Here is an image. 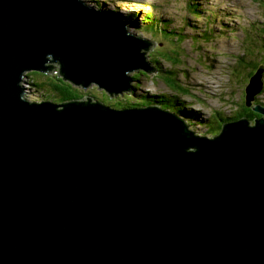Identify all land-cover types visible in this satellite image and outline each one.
<instances>
[{"label":"water","instance_id":"1","mask_svg":"<svg viewBox=\"0 0 264 264\" xmlns=\"http://www.w3.org/2000/svg\"><path fill=\"white\" fill-rule=\"evenodd\" d=\"M129 31L82 0H0V264H264V119L208 139L157 106L25 98L52 61L131 90L155 68Z\"/></svg>","mask_w":264,"mask_h":264},{"label":"rangeland","instance_id":"2","mask_svg":"<svg viewBox=\"0 0 264 264\" xmlns=\"http://www.w3.org/2000/svg\"><path fill=\"white\" fill-rule=\"evenodd\" d=\"M82 1L103 12L114 11L121 20L127 14H133L135 17H132V21H136L137 26L131 28V33L153 43L146 52V59L154 63L157 71L135 78L134 74L140 72L130 73L127 77L131 79L133 88L119 95L128 94L139 102L146 91L176 94L191 113L199 116L196 122L192 121L195 126L192 129L194 134L203 136L206 129L198 126V122H207L213 111L223 115L236 114L238 110L235 105L245 104V89L250 79L249 63H240L241 55L245 54L246 62L257 61L258 67L262 65L260 61H264V55L258 54H264V43L259 38V34L264 32V0H194L202 6L203 14L196 16L198 21L191 17L193 14L186 8L188 0H100L99 4L95 0ZM151 6H154V11ZM151 13L157 19L171 18L176 33L169 32V29L163 31L167 28L153 24L144 26L143 21ZM187 20L191 23L188 24ZM119 26L123 27L122 24ZM181 31L184 37L178 34ZM259 56L261 58L258 59ZM49 65L55 67L50 70L49 76L62 77L59 62L52 61ZM242 68L244 70L241 71ZM168 69L171 70L170 74L167 73ZM29 72L22 80L25 98L42 99L31 82L32 78L43 80L44 75L37 72L33 77ZM76 86L84 99L93 96V101L100 100L115 107L124 102L112 97L116 93L110 91L111 96H104L103 89L97 84ZM254 101L264 102V74L263 90ZM259 104L256 103L254 107ZM213 131L211 128L210 132Z\"/></svg>","mask_w":264,"mask_h":264},{"label":"trees","instance_id":"3","mask_svg":"<svg viewBox=\"0 0 264 264\" xmlns=\"http://www.w3.org/2000/svg\"><path fill=\"white\" fill-rule=\"evenodd\" d=\"M97 2V4H99L98 2L100 0H95ZM152 7V11H154V6ZM186 8L189 10V12H191L193 15H191L192 18H194L195 21H198V18L196 17L198 15V13H202V6L199 4V2L194 1V0H188L186 3ZM104 14L108 17H110L111 19L120 22L121 20H119L118 18H116L115 15H117L114 11H109V10H104ZM126 18H124L125 21H129V22H133L132 21V17H135L133 14L130 15H126ZM202 19H205L204 17H202ZM171 18L167 19L164 17H160L159 19L156 18L155 14H147L146 19L143 21L144 26H148L149 24H153V25H157V26H162L165 27L167 29H163V31L166 30H170L169 32L171 33H176L177 30L173 29L174 27L172 26L171 23ZM206 20V19H205ZM187 23L190 24L191 21L187 20ZM127 26H134V24H127ZM179 35H181L182 37H184V32H179ZM259 38L263 41L264 43V32L262 34H259ZM142 43L143 42H147V39H141ZM259 55H264L261 52L258 53ZM242 60L240 61V63H249V76H253L254 73H256V69L258 68L257 65V61H245V54L241 55ZM261 58V56L258 57V59ZM259 61V60H258ZM261 63H264V61H260ZM255 67V68H254ZM51 69H49L47 72L42 73L40 71H30L29 75L35 77L33 74L40 72L41 74H43L44 79L43 80H34L32 78V82L31 84L34 86V88L36 89V91L40 94V96H42V99H47L48 101H53V102H57V103H64V102H68V101H82L85 100L84 97H82V93H80L77 88L78 86H76L75 83H73V81L67 80L64 78V76L62 75V77H51L48 75V73L50 72ZM244 70L243 68L241 69V71ZM157 71V70H156ZM140 72V71H139ZM145 73V72H143ZM167 73H171V70L168 69ZM140 74H142V72L140 73H135L134 77L139 76ZM147 74V73H146ZM41 77V76H40ZM39 78V77H38ZM68 81V82H67ZM75 84V86H74ZM83 87V86H82ZM137 87V86H136ZM133 88V87H131ZM138 88V87H137ZM104 93V96H111L108 91L103 90L102 91ZM92 93V92H91ZM94 94V93H93ZM117 95V96H116ZM158 96H174V99L171 98H161L158 100V103L162 104L164 108H169L171 109V111H173L174 113H177L178 115H180L181 118L184 119V121L186 122V124L188 126H192V128H195V126L193 125L192 121H195L197 119H199V116L197 114L191 113V111L189 110L190 108L185 106L184 101L182 102L180 100V98L178 97V95L176 94H171V93H166V94H161V95H156L154 97H158ZM258 96V95H257ZM93 97V96H91ZM112 97H115L118 99L119 102L124 101L122 103H119L117 106L121 107V108H126V107H145V105H151V104H156L155 102L156 99L153 96H149V95H145L142 94L141 95V102H135L133 100V97L128 96V94H126L125 96L119 95V94H114ZM95 98V97H93ZM145 104V105H144ZM237 110L241 109V105H237V107H235ZM253 115H251L248 119L251 122V124H254L256 121V117L258 116V112L252 109ZM213 114L216 116H214V118H211L214 122H212V120H208V122L202 124L201 122H198L197 125L202 127L205 126L207 128V133L210 135H213L212 132H210V129L212 128L214 131H217V134H219L221 132V130L223 129V127L217 123L216 125H213L217 122V112L213 111ZM241 118V115L238 114V117L235 118L237 120H239ZM220 122V121H219ZM219 131V132H218ZM216 134V135H217ZM200 135V134H199Z\"/></svg>","mask_w":264,"mask_h":264},{"label":"clouds","instance_id":"4","mask_svg":"<svg viewBox=\"0 0 264 264\" xmlns=\"http://www.w3.org/2000/svg\"><path fill=\"white\" fill-rule=\"evenodd\" d=\"M109 16V15H108ZM116 16V15H115ZM117 18V17H116ZM119 20H121V19H119ZM115 21V20H114ZM116 23H118V25H123V27H122V29L123 30H125L126 32H128L129 30V32L131 33V28H136V26H137V22H126L124 19L123 20H121L120 22H118V21H115ZM127 24H134V26H127ZM131 34H133L134 36H135V34L134 33H131ZM137 37H139L138 35H136ZM149 53V52H148ZM145 59H146V53H145ZM146 61H147V59H146ZM148 62H150V60L148 61ZM151 63V65L154 67V68H156L155 67V65H154V63L153 62H150ZM262 65L264 66V63H262ZM156 70H157V68H156ZM156 70H155V72H156ZM257 70V69H256ZM137 71V70H136ZM134 71H129V73L127 74V75H129L130 73H133ZM139 72V71H138ZM140 72H142V75H147V74H150L149 72H147V71H145V70H140ZM143 72H145V73H143ZM147 73V74H146ZM264 74V73H263ZM134 77V76H133ZM250 77H251V75H250ZM135 78V77H134ZM127 79H130V78H128L127 77ZM130 81H131V79H130ZM249 81H250V79H249ZM262 82H263V77H262ZM130 84V83H129ZM248 85H249V82H248ZM247 85V86H248ZM130 86H131V84H130ZM137 86V85H136ZM246 86V87H247ZM255 87H257V85L255 86ZM137 88V87H136ZM132 89V88H131ZM138 89V88H137ZM104 90V89H103ZM130 91V90H129ZM245 91H246V89H245ZM125 92H127V91H125ZM125 92H123V93H125ZM109 93V92H108ZM168 93V92H167ZM116 94H119V93H116ZM143 94H145V95H149V96H156V95H161V94H166V93H156V92H143ZM257 95H259V93L257 94ZM257 95L255 96V99L254 100H256V97H257ZM141 97V96H140ZM165 98V97H167V98H171V99H174V96H158V97H154L155 99H156V103H157V105L156 104H151V105H145V107H149V106H157V107H159V108H163V109H165V110H168V111H170V112H172V113H174L173 111H171V109H169V108H164L163 107V105L162 104H160V103H158V100L159 99H161V98ZM91 99V98H93V97H87L86 99ZM92 100V99H91ZM252 101V105H251V109H253L254 110V105L256 104V103H260L261 105H264V102L263 101H258V102H255V101ZM93 101V100H92ZM182 101V100H181ZM93 102H101L100 100H94ZM139 102H141V98H140V101ZM138 102V103H139ZM183 102V101H182ZM245 102H246V92H245ZM253 102H254V104H253ZM102 104H105L104 102H101ZM260 104H259V106H260ZM105 105H107V104H105ZM237 105H239V104H237ZM237 105H235V107H237ZM244 106H246V107H248L247 105H246V103L245 104H243ZM109 106H112V105H109ZM186 106V105H185ZM113 107H115V106H113ZM262 107V106H261ZM116 108H121V107H116ZM126 108H130V109H136V108H144V107H126ZM264 108V107H263ZM123 109H125V108H123ZM256 111V110H255ZM258 112V111H257ZM174 114H177V113H174ZM258 116L256 117V119H264V114H262V113H260V112H258ZM178 115V114H177ZM212 115H214L213 113H211V118H214V116H212ZM232 115H234V114H231V115H229V116H232ZM178 116H180V115H178ZM216 117V116H215ZM218 117H220V115L218 114V112H217V118ZM211 118H208V120H212ZM235 118H237V117H229V118H227L225 121H224V124H226L227 122H233V121H236L237 119H235ZM244 117H241L240 119H243ZM245 119H247L248 121H249V119L248 118H245ZM184 120V119H183ZM208 122V121H207ZM212 122H214L213 120H212ZM186 123V122H185ZM201 123L202 124H204V123H206V122H202L201 121ZM224 124H223V126H224ZM187 125V124H186ZM214 125V124H213ZM249 125L250 126H255V123L254 124H251V122L249 121ZM222 126V127H223ZM190 127L191 126H188L187 125V128H189L190 129ZM202 127H204L206 130H205V132H206V136L204 135H199V133H197V135L198 136H201V137H204V138H208V139H211V138H214V137H216V136H218L219 134H217V131H213V135H210V134H208L207 133V128L205 127V126H202ZM192 130V131H191ZM190 131L193 133V129H192V127H191V129H190ZM222 131V130H221ZM195 132V131H194ZM219 132V131H218ZM217 134V135H216Z\"/></svg>","mask_w":264,"mask_h":264},{"label":"flooded vegetation","instance_id":"5","mask_svg":"<svg viewBox=\"0 0 264 264\" xmlns=\"http://www.w3.org/2000/svg\"><path fill=\"white\" fill-rule=\"evenodd\" d=\"M220 117L217 118V122L214 124L216 125L219 123L221 126H223L224 121L229 117H238V114L241 115V117L249 118L251 115H253L252 109L250 107H246L244 105H241V109L236 112V114L229 116V115H223L222 113L218 112ZM259 115V114H258ZM220 121V122H219Z\"/></svg>","mask_w":264,"mask_h":264},{"label":"bare ground","instance_id":"6","mask_svg":"<svg viewBox=\"0 0 264 264\" xmlns=\"http://www.w3.org/2000/svg\"><path fill=\"white\" fill-rule=\"evenodd\" d=\"M145 14H146V13H145ZM127 15H128V14H127ZM135 22H136V21H135ZM141 24H142V23H141ZM139 28H140V27H139ZM139 28H138V29H139ZM138 31H139V30H138ZM262 90H263V89H260L259 92H261ZM254 95H255V94H254ZM255 112H256V111H255Z\"/></svg>","mask_w":264,"mask_h":264}]
</instances>
